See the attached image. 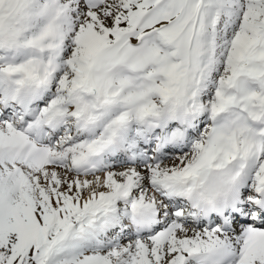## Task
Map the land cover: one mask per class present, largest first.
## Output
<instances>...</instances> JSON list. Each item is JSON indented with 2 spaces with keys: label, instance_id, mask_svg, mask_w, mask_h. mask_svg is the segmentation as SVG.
<instances>
[{
  "label": "snow or ice",
  "instance_id": "6c2138e0",
  "mask_svg": "<svg viewBox=\"0 0 264 264\" xmlns=\"http://www.w3.org/2000/svg\"><path fill=\"white\" fill-rule=\"evenodd\" d=\"M0 264H264V0H0Z\"/></svg>",
  "mask_w": 264,
  "mask_h": 264
}]
</instances>
